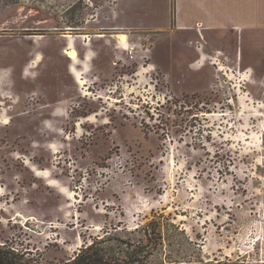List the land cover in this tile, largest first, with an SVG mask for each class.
I'll return each instance as SVG.
<instances>
[{
  "label": "rangeland",
  "instance_id": "374dc122",
  "mask_svg": "<svg viewBox=\"0 0 264 264\" xmlns=\"http://www.w3.org/2000/svg\"><path fill=\"white\" fill-rule=\"evenodd\" d=\"M178 6L193 25L173 0H0V244L264 264V23Z\"/></svg>",
  "mask_w": 264,
  "mask_h": 264
},
{
  "label": "crops",
  "instance_id": "0c3cea01",
  "mask_svg": "<svg viewBox=\"0 0 264 264\" xmlns=\"http://www.w3.org/2000/svg\"><path fill=\"white\" fill-rule=\"evenodd\" d=\"M195 3L205 9L203 11L208 20L211 21L209 23L217 27L222 28L232 25L233 29L244 31L247 26H256L264 23V0H195ZM173 5L178 23L193 25L189 23V20L182 17L181 13L178 14V11L180 12L178 0H173ZM199 22L205 24L204 20H197L196 24ZM74 31H79V29ZM68 35H71V33L65 34L67 39H69ZM71 36L72 39L75 37ZM103 36L105 37V35Z\"/></svg>",
  "mask_w": 264,
  "mask_h": 264
},
{
  "label": "trees",
  "instance_id": "16d2710c",
  "mask_svg": "<svg viewBox=\"0 0 264 264\" xmlns=\"http://www.w3.org/2000/svg\"><path fill=\"white\" fill-rule=\"evenodd\" d=\"M144 236L141 238L143 241L151 235L156 236L157 245L162 244V234L157 229L149 230L144 228ZM101 238L93 241L91 244L83 248L77 256L67 262L66 264H131L129 261L124 259L116 258L115 254L109 246L105 245L106 240ZM141 241V240H140ZM122 245L129 246V243L122 242ZM128 254V253H127ZM126 254V255H127ZM131 259H134L135 254H130ZM139 260H134L132 264L138 263ZM0 264H40L30 255L24 252H19L7 247L6 245L0 244Z\"/></svg>",
  "mask_w": 264,
  "mask_h": 264
},
{
  "label": "built area",
  "instance_id": "2783aa9c",
  "mask_svg": "<svg viewBox=\"0 0 264 264\" xmlns=\"http://www.w3.org/2000/svg\"><path fill=\"white\" fill-rule=\"evenodd\" d=\"M135 52H136V48H135V46H132L129 49L128 54L133 56ZM214 63H216L217 65L222 64V62H221V60H219V58H216ZM220 69H224V67H221Z\"/></svg>",
  "mask_w": 264,
  "mask_h": 264
},
{
  "label": "bare ground",
  "instance_id": "6f19581e",
  "mask_svg": "<svg viewBox=\"0 0 264 264\" xmlns=\"http://www.w3.org/2000/svg\"><path fill=\"white\" fill-rule=\"evenodd\" d=\"M103 37V36H102ZM124 38V39H121V41L122 42H124V43H126L127 42V36L126 35H124V34H122L121 35V37L120 38ZM72 53H75V55L73 56V55H71L73 58H77V53H76V51H72Z\"/></svg>",
  "mask_w": 264,
  "mask_h": 264
},
{
  "label": "snow or ice",
  "instance_id": "6c2138e0",
  "mask_svg": "<svg viewBox=\"0 0 264 264\" xmlns=\"http://www.w3.org/2000/svg\"><path fill=\"white\" fill-rule=\"evenodd\" d=\"M121 39H124V38L122 37ZM70 55H73V56H74V55H75V53H70Z\"/></svg>",
  "mask_w": 264,
  "mask_h": 264
}]
</instances>
